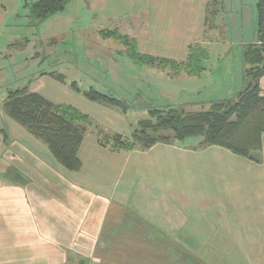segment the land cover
<instances>
[{
  "label": "crops",
  "instance_id": "crops-1",
  "mask_svg": "<svg viewBox=\"0 0 264 264\" xmlns=\"http://www.w3.org/2000/svg\"><path fill=\"white\" fill-rule=\"evenodd\" d=\"M87 1L92 11L118 18L142 14L154 40L146 46L138 34L140 53L163 55L154 48L158 39L205 34L209 0ZM8 3L0 0V26L12 7ZM152 22H160L161 30ZM205 65L200 76L174 75L196 80L228 76L214 74V64ZM245 69L244 64L241 87L247 81ZM42 77L29 86L31 91L38 92ZM259 85L264 95V77ZM234 91L195 93L207 94L211 102ZM13 121L7 119V133L0 128V135L6 134L2 144L21 151L25 159L37 158L50 174L28 168L11 179L1 167L0 264H148L149 258L152 263L164 256L158 238L187 246L203 264H264V132L261 158L254 160L217 145L194 149L159 142L145 150L114 151L100 145L97 132L90 130L78 149L80 169L68 171L52 159L45 144ZM166 152L183 158L165 161ZM179 166L186 171L179 173ZM119 210L132 222L117 230Z\"/></svg>",
  "mask_w": 264,
  "mask_h": 264
},
{
  "label": "rangeland",
  "instance_id": "rangeland-1",
  "mask_svg": "<svg viewBox=\"0 0 264 264\" xmlns=\"http://www.w3.org/2000/svg\"><path fill=\"white\" fill-rule=\"evenodd\" d=\"M8 1L12 7L9 6L6 22L0 26V128L6 133L7 119L13 121L6 116L2 107L7 92L23 86L29 88L40 76L43 77L37 80L38 93L53 102L70 104L87 114L90 121L87 131L97 132L101 129L103 133L98 139L102 142L107 141L106 135L120 134L126 137L132 134L134 129H139L141 120L154 123L155 117L150 114L154 109L167 111L176 108L184 112L207 109L211 106V102L206 101L207 94L195 92L208 93L223 88H234V92L240 90L244 66L242 50L257 39V0H209L205 34H194L196 38L192 36L190 39L166 38V42L158 39L154 48L163 55H153L179 61L177 58L184 57L190 45H187V40L198 42L210 51L203 65L214 64L217 67L214 74L228 76L224 80H213L208 76L197 80L183 75L175 77L174 70L170 68L160 69L136 63L130 59L123 45L103 35V32L113 29L131 39L143 34L139 37L146 46L149 45L154 40L150 37L153 34L142 14L132 13L118 18L107 12L102 14L98 10L92 11L87 0H69L63 11L39 21L28 17V9L23 7L25 2L35 0ZM151 25L161 30L160 22H152ZM209 39L213 43L207 46ZM50 72L63 74L65 81L55 80L48 74ZM238 81L240 84L236 86ZM72 84L79 91L71 88ZM91 89L121 100L122 106L126 107L125 111L118 106L91 101L83 96L84 91ZM146 132L149 136H166L174 140L170 130L161 129L153 133L147 129ZM2 135L0 172L3 167V174L11 179L17 177L12 174H21L19 170L28 168L35 174L39 171L44 172V176L50 174L38 164L37 158L25 159L21 151L6 148L10 144H2ZM201 140L202 137H189L173 144L195 149L202 148ZM260 150L252 152L251 156L260 160ZM172 158L183 157L166 152L165 161ZM169 166L165 162L163 169L168 171ZM181 169L186 171V168L179 166V173ZM119 211L114 219L116 221L113 220L117 230L129 227L132 222L129 214ZM157 240L164 256L152 263L149 258L148 264H203L198 257L191 256L187 246L167 244L170 240L166 239ZM174 242L177 243L176 240Z\"/></svg>",
  "mask_w": 264,
  "mask_h": 264
},
{
  "label": "trees",
  "instance_id": "trees-1",
  "mask_svg": "<svg viewBox=\"0 0 264 264\" xmlns=\"http://www.w3.org/2000/svg\"><path fill=\"white\" fill-rule=\"evenodd\" d=\"M69 0H35L25 3L28 17L43 21L64 10ZM208 9V5H207ZM257 39L244 47L243 62L247 81L233 96L211 101V106L193 112H184L176 108L154 109L150 112L155 117L154 123L140 121L139 129H134L130 137L120 134L106 135V142L98 139L102 146L114 151L129 152L134 149H148L155 143L173 144L189 137H202V148L217 145L231 152L254 159L251 153L261 149V136L264 132V95L261 94L259 80L264 77V0H257ZM206 25V17H205ZM126 48L130 59L136 63L156 68H170L175 73L185 72L190 76H200L204 70L203 62L207 59V50L198 42L190 44L184 60H174L140 53L135 39L118 30L103 32ZM60 82L65 81L61 73H48ZM79 91L73 84L70 86ZM91 101L109 103L125 111L121 100L112 98L97 90L83 92ZM3 110L12 120L23 126L32 136L40 140L48 149L52 159L68 171H78L81 161L78 149L90 124L87 114L65 103H54L28 86L9 90L3 101ZM166 129L173 132L174 140L166 136H149ZM2 129H0L1 132ZM103 133L97 130V136ZM111 142L112 144H108ZM256 160V159H254Z\"/></svg>",
  "mask_w": 264,
  "mask_h": 264
}]
</instances>
